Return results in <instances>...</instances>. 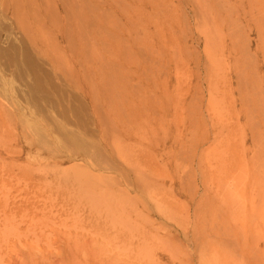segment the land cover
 <instances>
[{
    "label": "rangeland",
    "instance_id": "374dc122",
    "mask_svg": "<svg viewBox=\"0 0 264 264\" xmlns=\"http://www.w3.org/2000/svg\"><path fill=\"white\" fill-rule=\"evenodd\" d=\"M0 264H264V0H0Z\"/></svg>",
    "mask_w": 264,
    "mask_h": 264
}]
</instances>
